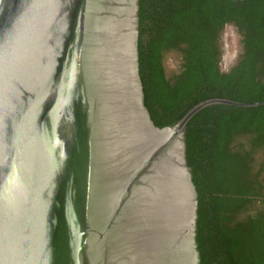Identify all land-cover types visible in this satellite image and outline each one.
I'll use <instances>...</instances> for the list:
<instances>
[{
  "label": "water",
  "instance_id": "1",
  "mask_svg": "<svg viewBox=\"0 0 264 264\" xmlns=\"http://www.w3.org/2000/svg\"><path fill=\"white\" fill-rule=\"evenodd\" d=\"M214 104L264 101L154 122L140 0H0V264H206L186 132Z\"/></svg>",
  "mask_w": 264,
  "mask_h": 264
},
{
  "label": "trees",
  "instance_id": "2",
  "mask_svg": "<svg viewBox=\"0 0 264 264\" xmlns=\"http://www.w3.org/2000/svg\"><path fill=\"white\" fill-rule=\"evenodd\" d=\"M141 71L154 122L176 124L214 97L264 101V0H140ZM236 27L241 51L221 68V37ZM176 53L177 71L166 57ZM203 198L206 264H264V104H214L186 132Z\"/></svg>",
  "mask_w": 264,
  "mask_h": 264
},
{
  "label": "rangeland",
  "instance_id": "3",
  "mask_svg": "<svg viewBox=\"0 0 264 264\" xmlns=\"http://www.w3.org/2000/svg\"><path fill=\"white\" fill-rule=\"evenodd\" d=\"M222 58L221 68L223 71H228L237 61L241 51L240 36L233 25H228L221 37ZM166 65L169 72H175L180 65L179 56L176 53L167 55Z\"/></svg>",
  "mask_w": 264,
  "mask_h": 264
},
{
  "label": "flooded vegetation",
  "instance_id": "4",
  "mask_svg": "<svg viewBox=\"0 0 264 264\" xmlns=\"http://www.w3.org/2000/svg\"><path fill=\"white\" fill-rule=\"evenodd\" d=\"M235 28H236V27H235ZM236 30H237V29H236ZM237 32H238V31H237ZM230 69H231V68H230ZM230 69H229V70H230ZM229 70H228V71H229Z\"/></svg>",
  "mask_w": 264,
  "mask_h": 264
}]
</instances>
